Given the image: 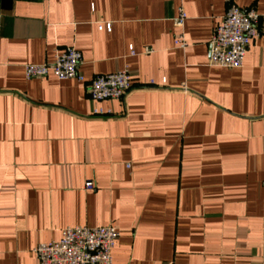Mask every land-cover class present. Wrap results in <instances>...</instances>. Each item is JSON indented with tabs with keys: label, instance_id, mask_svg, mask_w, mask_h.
<instances>
[{
	"label": "crops",
	"instance_id": "1",
	"mask_svg": "<svg viewBox=\"0 0 264 264\" xmlns=\"http://www.w3.org/2000/svg\"><path fill=\"white\" fill-rule=\"evenodd\" d=\"M230 4L259 15L235 68L209 61ZM67 46L82 81L26 77ZM69 225L118 227L112 264H264V0H0V264Z\"/></svg>",
	"mask_w": 264,
	"mask_h": 264
},
{
	"label": "built area",
	"instance_id": "2",
	"mask_svg": "<svg viewBox=\"0 0 264 264\" xmlns=\"http://www.w3.org/2000/svg\"><path fill=\"white\" fill-rule=\"evenodd\" d=\"M186 19V12L180 8L174 23L177 27H183ZM258 22L259 15L254 8L230 4L209 42L210 64L228 68L241 67L249 46L259 35ZM110 27V24L107 25L108 29ZM175 44L182 48L187 46L182 33L175 38ZM81 64V52L74 46H67L58 51L51 62L25 65V75L31 79L53 74L59 79L76 78L82 81L84 77L79 71ZM132 87L128 68L119 69L96 75L90 82V97L96 102L121 99ZM94 110L98 115L105 114L102 109ZM86 187L92 189L94 182L87 181ZM118 236L119 229L115 225H69L62 230L59 240L39 243L33 251L39 264H112V251Z\"/></svg>",
	"mask_w": 264,
	"mask_h": 264
}]
</instances>
